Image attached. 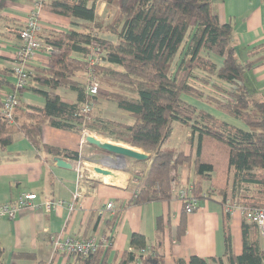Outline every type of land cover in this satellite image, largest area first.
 <instances>
[{
    "label": "trees",
    "instance_id": "obj_1",
    "mask_svg": "<svg viewBox=\"0 0 264 264\" xmlns=\"http://www.w3.org/2000/svg\"><path fill=\"white\" fill-rule=\"evenodd\" d=\"M20 1L23 0H0V18L9 3ZM97 2L113 11L109 21L99 17ZM42 9L68 17L73 24L81 22L76 24L81 29L42 33L51 48L49 67L33 70L27 85L18 91L14 70L0 65V90L8 89V94L14 95L18 102L14 109L15 123L11 124L4 114L6 96H0V146L6 149L14 136L22 133L41 152L55 158L80 160L79 152L42 143V129L49 125L79 133L87 130L143 150L149 154L151 164L127 206L179 198L187 214L185 206L191 198L198 201L208 198L225 207V256L211 259L194 256L188 261L178 259L175 264H264L259 226L243 219V249L237 255L231 231L232 214L226 210L228 204L264 209V101L244 85L247 73L262 65L264 56L251 62L239 61L232 44L233 27L219 21L213 12V0H50ZM95 44L104 56L103 64L93 68L101 93L92 100L115 103L132 117L131 124L96 119L94 113L88 118L80 112L90 99L84 77ZM256 50L264 51V44L250 52L254 54ZM209 54L224 58L223 65L218 67ZM196 69L234 88L226 91L220 85L217 86L222 91L218 92L220 96L206 97L198 84L213 81L196 75ZM59 89L76 91L78 102H64L56 93ZM27 92L45 98V106L24 104L22 97ZM195 102L241 122L245 129L199 108ZM19 110L25 113L24 122L18 118ZM175 122L190 127L192 146L197 141L190 153L164 147ZM184 165L192 170L193 177L187 185L186 198L181 199L179 169ZM129 172L133 178L140 177L139 172ZM125 209L115 212L108 223L109 230L120 222ZM158 225L161 229L162 219ZM104 237L106 246L88 257L75 256L74 264H108L113 238ZM146 248H149L147 238L135 233L130 250L111 264H166L164 255L155 248L141 254ZM4 254L0 244V264H4ZM15 257L32 258L27 254Z\"/></svg>",
    "mask_w": 264,
    "mask_h": 264
},
{
    "label": "crops",
    "instance_id": "obj_2",
    "mask_svg": "<svg viewBox=\"0 0 264 264\" xmlns=\"http://www.w3.org/2000/svg\"><path fill=\"white\" fill-rule=\"evenodd\" d=\"M34 2L35 0L11 2L0 18L1 67L12 68L11 63L19 44L16 31L24 26ZM96 7L99 17L105 18L106 21L111 19L112 11H107L104 3L97 2ZM213 12L222 24H230L233 27L232 44L240 62H251L264 56V51L256 50L254 54L250 52L264 44V0H213ZM41 20L42 33L81 29L76 26L81 22L73 24L72 19L46 10L42 11ZM209 58L218 67L224 63V58L214 54H209ZM30 67L32 72L35 69L48 68V53L43 50ZM11 81L15 82L14 77ZM244 85L250 93L264 101V63L247 73ZM8 93V89L0 90V96L3 98ZM56 93L68 104H75L79 100L78 93L71 89H59ZM22 101L24 104L40 108L46 104L45 98L30 92L23 95ZM212 111L213 109L210 112ZM212 113L236 127L245 129L237 120L216 111ZM17 115L20 122L26 120L22 110H19ZM93 116L96 119L103 118L124 124L133 123L128 113L120 110L115 103L102 99L97 102ZM188 136L190 139L191 132ZM84 137L85 133L49 125L42 129L43 144L81 154L80 162L85 171L82 180H79L75 164L69 169L58 167L57 158L39 151L22 133L16 134L13 143L6 149L0 146V207L4 204L16 206L19 197L26 194L37 195L34 201L36 206H42L47 201L60 203V206L50 213L43 208H28L21 210L13 220L0 215V244L5 250L4 264H74L73 258L54 252L51 238L58 235L75 239L110 235L113 241L108 264L119 260L125 251L130 250V240L135 233L144 235L148 247L162 253L166 264H175L178 259L188 261L194 256L204 259L225 256L226 211L218 200H200L197 210L192 214H184L183 203L179 198L165 203L127 206L146 177L151 160H130L133 169L124 168L120 170L122 172L114 169L115 177L97 174L94 168L106 165L94 163L90 158L101 152L95 147L84 145ZM102 138L100 136L102 142H107ZM194 144L192 146L190 143L186 153L195 148ZM61 159L70 161L64 157ZM88 163L95 164L93 170ZM118 164L117 168L121 169L120 163ZM130 170L139 172L140 177L133 178ZM190 170L187 165L179 169V193L190 183L191 179L187 182ZM78 191H81V196L78 201H74V195ZM73 203L76 208L70 211V205ZM109 204L113 205L111 210L106 208ZM122 207L126 209L120 222L109 230V221ZM159 219H162L161 229L158 225ZM243 219L239 212L231 216V231L237 255H240L243 249ZM261 247L264 249V238L261 239ZM20 254H27L32 258L15 257Z\"/></svg>",
    "mask_w": 264,
    "mask_h": 264
},
{
    "label": "built area",
    "instance_id": "obj_3",
    "mask_svg": "<svg viewBox=\"0 0 264 264\" xmlns=\"http://www.w3.org/2000/svg\"><path fill=\"white\" fill-rule=\"evenodd\" d=\"M50 0H35L31 11L29 12L24 26L16 31V35L19 39L18 47L16 48L15 58L12 61V69L15 72L16 76V90L18 91L21 88H24L29 82V75L32 72L30 67L33 60H35L43 50L47 53L51 49L47 46L44 38L41 37L43 32V24L41 20V13L43 11V5ZM103 50L95 44L92 48V52L89 57L90 66L85 73L84 84L86 87V92L89 101L84 103L81 108V114L87 116L88 118L94 113L96 108V102L92 99L97 97L101 93V85L98 82L93 68L98 65L103 64ZM201 75H198L203 78L209 79L207 74L204 71H200ZM212 84L215 82L218 84L219 81L216 79L211 80ZM192 82H197L192 80ZM203 92L206 90H210V88L202 83L198 84ZM226 89L234 88L230 84L225 83ZM213 91V90H212ZM17 99L12 94H7L5 98V106H4V114L8 118L11 124H14V109L17 105ZM83 144L87 145L86 138L90 135L89 131L85 130ZM81 160V159H80ZM80 160H70L71 165L76 166V169L79 173V180L84 178V168L80 162ZM188 193V186L180 191V198H186ZM81 196V191H78L74 195V201H78ZM37 199L36 194H26L19 197L16 206L12 207L8 204H4L0 207V215L2 217H8L10 219H15L18 213L24 209H40L43 208L47 213L54 211L58 206H60L59 202L47 201L42 206H36L34 201ZM199 201L191 198L187 205L185 206V210L187 214L194 213L198 208ZM76 208L75 204L70 205V211H74ZM107 210H111L113 208L112 204L107 205ZM227 212L233 214L239 212L244 219H246L250 223H255L259 226L261 237L264 238V209H250L243 207L241 205H230L226 206ZM51 244L53 246L54 252L56 254L63 255L68 258H74L75 256L88 257L94 253H96L101 246L107 245V239L104 236H90L84 239H75V238H63L61 235L53 236L51 238ZM149 252V248L142 249L140 251L141 254H147Z\"/></svg>",
    "mask_w": 264,
    "mask_h": 264
},
{
    "label": "rangeland",
    "instance_id": "obj_4",
    "mask_svg": "<svg viewBox=\"0 0 264 264\" xmlns=\"http://www.w3.org/2000/svg\"><path fill=\"white\" fill-rule=\"evenodd\" d=\"M24 1V0H23ZM111 14H113V11H112V13ZM200 71H202V70H200V69H196V70H194V72H195V74H198V75H201V73H200ZM209 78H211V80H215L216 81V78H215V76H213V77H209ZM219 84V85H218ZM218 84H213V85H211V86H208V85H210V84H208L207 82L206 83H204V85H206V86H208L209 88H210V90H206L205 92H204V94H205V96L206 97H210V98H214V97H216V96H220V94L219 93H221L222 91L221 90H219V88H217V86H220L221 85V87L222 86H225V83L224 82H219ZM224 84V85H223ZM199 86V85H198ZM198 86L196 85V87H197V89H198ZM202 89V88H201ZM223 89V88H222ZM213 90V91H212ZM226 91H228L229 89H225ZM221 91V92H220ZM219 92V93H218ZM187 100H189V99H187ZM189 101H192V100H189ZM196 103V102H195ZM197 104V106L199 107V108H202V109H205L206 111H211L212 109L208 106V105H206V104H201V103H196ZM213 112V111H212ZM172 127V133H171V136L169 137V139L167 140V142L165 143V145H164V147L165 148H168V149H172V150H174V151H176V152H181V151H184V152H188L189 151V146H190V139H189V136H188V134H190V127H188V126H186V125H183V124H181V123H178V122H175V123H173V125L171 126ZM93 132H90V135H93L94 137H98L99 139H100V136H97L95 133H93ZM102 139H104L103 141H111V142H113V143H115V144H117V145H119V146H123V147H128V145L126 146V144H123V143H121V142H116V141H113V140H110V139H108V138H105V137H103ZM196 143H197V141H195V148H196ZM128 148H130V147H128ZM131 149V148H130ZM138 150V149H137ZM138 151H140V150H138ZM143 151V150H142ZM101 152V154H95L94 156H91L90 158H92L93 160H94V163H98L99 165H102L103 163H108V160H107V158L105 157V156H107L104 152H102V151H100ZM143 152H145V151H143ZM146 153V152H145ZM105 155V156H104ZM104 156V157H103ZM113 160H115V159H113ZM119 160V159H118ZM120 162V166H121V168H127V169H133V167L131 166V161L129 160H125V159H123V161H121V160H119ZM88 166H93V165H95V164H93V165H91V164H87ZM118 168H115V170H117ZM130 170V171H131ZM190 170V169H189ZM117 171H120V170H117ZM191 171V170H190ZM189 171V179L187 180V182H189V180L193 177V172H190ZM120 172H122V171H120ZM125 178V177H124ZM186 186V185H185Z\"/></svg>",
    "mask_w": 264,
    "mask_h": 264
},
{
    "label": "water",
    "instance_id": "obj_5",
    "mask_svg": "<svg viewBox=\"0 0 264 264\" xmlns=\"http://www.w3.org/2000/svg\"><path fill=\"white\" fill-rule=\"evenodd\" d=\"M86 141L89 147H95L98 150L104 152L107 155L105 157L107 158L108 161H117L120 157L128 161L135 160L138 162H145L150 159L148 154L141 152V151H137V149L125 148L123 146L114 144L111 141L102 142L100 139L94 136H91V135H89L86 138ZM56 161H57V166L60 168L69 169L71 167L70 162L65 159L57 158ZM104 164L106 165L105 167L96 166L94 168V172L97 174L103 175V176L115 177V174L113 171L117 167L110 165V164L107 165L106 162ZM118 169L123 170L120 168Z\"/></svg>",
    "mask_w": 264,
    "mask_h": 264
},
{
    "label": "bare ground",
    "instance_id": "obj_6",
    "mask_svg": "<svg viewBox=\"0 0 264 264\" xmlns=\"http://www.w3.org/2000/svg\"><path fill=\"white\" fill-rule=\"evenodd\" d=\"M131 149H134V148H132V147H130ZM138 151V150H137ZM119 160H121V161H123V158H119ZM119 163V161L117 162V161H108V164H110V165H113V166H115V167H117L116 165H119L118 164ZM91 168H92V170H93V166H90ZM121 169H123V168H121ZM97 175V174H96Z\"/></svg>",
    "mask_w": 264,
    "mask_h": 264
}]
</instances>
